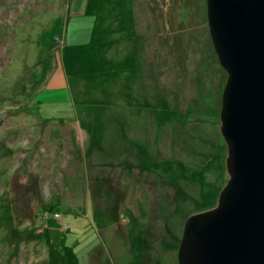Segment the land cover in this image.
<instances>
[{
  "label": "rangeland",
  "instance_id": "rangeland-1",
  "mask_svg": "<svg viewBox=\"0 0 264 264\" xmlns=\"http://www.w3.org/2000/svg\"><path fill=\"white\" fill-rule=\"evenodd\" d=\"M69 1L0 0V264H177L228 179L206 0Z\"/></svg>",
  "mask_w": 264,
  "mask_h": 264
},
{
  "label": "water",
  "instance_id": "water-1",
  "mask_svg": "<svg viewBox=\"0 0 264 264\" xmlns=\"http://www.w3.org/2000/svg\"><path fill=\"white\" fill-rule=\"evenodd\" d=\"M206 13L227 73L228 179L215 206L186 218L177 264H264V0H206Z\"/></svg>",
  "mask_w": 264,
  "mask_h": 264
},
{
  "label": "crops",
  "instance_id": "crops-1",
  "mask_svg": "<svg viewBox=\"0 0 264 264\" xmlns=\"http://www.w3.org/2000/svg\"><path fill=\"white\" fill-rule=\"evenodd\" d=\"M72 2V3H71ZM87 0H72V1H69L70 6L73 5L74 7L75 6H85ZM68 21V18L66 20V22ZM66 22H65V26H66ZM63 48V46L61 47ZM63 50V49H62ZM60 70V69H59ZM51 71L49 72V76H52L53 74H56V73H51ZM51 86H49L48 88H46V90H49V92L45 95L41 96L43 97V100H48V101H52V100H56V101H65V97H66V93L63 92V90L65 89H68L69 85H70V82L65 79V75L63 74V72L60 70V74L56 75L55 79L49 84ZM53 89H56L57 92L56 93H53L51 90ZM61 91V92H60ZM42 100V101H43ZM41 102V101H40Z\"/></svg>",
  "mask_w": 264,
  "mask_h": 264
},
{
  "label": "built area",
  "instance_id": "built-area-1",
  "mask_svg": "<svg viewBox=\"0 0 264 264\" xmlns=\"http://www.w3.org/2000/svg\"><path fill=\"white\" fill-rule=\"evenodd\" d=\"M55 39H56L57 42L60 41L59 37H55Z\"/></svg>",
  "mask_w": 264,
  "mask_h": 264
},
{
  "label": "trees",
  "instance_id": "trees-1",
  "mask_svg": "<svg viewBox=\"0 0 264 264\" xmlns=\"http://www.w3.org/2000/svg\"><path fill=\"white\" fill-rule=\"evenodd\" d=\"M70 1H72V0H70ZM71 3H72V2H71ZM71 3H70V4H71ZM59 39H60V37H59ZM53 42H57V41H54V40H53Z\"/></svg>",
  "mask_w": 264,
  "mask_h": 264
}]
</instances>
